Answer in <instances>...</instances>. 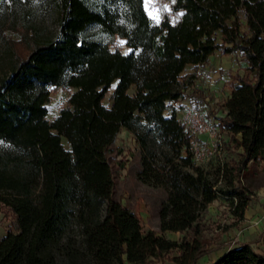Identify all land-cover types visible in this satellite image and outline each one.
Segmentation results:
<instances>
[{
  "label": "trees",
  "instance_id": "obj_1",
  "mask_svg": "<svg viewBox=\"0 0 264 264\" xmlns=\"http://www.w3.org/2000/svg\"><path fill=\"white\" fill-rule=\"evenodd\" d=\"M54 1L55 40L33 34L14 3L7 8L8 29L19 40L12 38L10 75L0 84V143L10 147L0 149V203L16 216L18 231L0 240V264H51L50 248L75 224L95 264H198L218 248L206 235L208 207L236 197L234 215L243 217L249 193L241 178L249 163L264 162V0H158V24L144 0ZM93 27L125 40L130 53L88 38ZM217 54L239 56L247 67L234 77L221 120L234 142L227 144L230 159L211 174L193 162L190 137L170 104L195 78L183 75L187 68L204 69ZM115 83L109 108L104 101ZM53 87L71 94L50 122ZM123 129L144 153L150 136L168 148L164 166L145 161L142 175L166 188L160 231L181 233V240L144 233L133 210L116 199L108 154ZM240 149L233 159L230 151ZM222 180L231 192L219 188ZM262 243L261 252L239 243L213 264H264V236Z\"/></svg>",
  "mask_w": 264,
  "mask_h": 264
},
{
  "label": "rangeland",
  "instance_id": "obj_2",
  "mask_svg": "<svg viewBox=\"0 0 264 264\" xmlns=\"http://www.w3.org/2000/svg\"><path fill=\"white\" fill-rule=\"evenodd\" d=\"M12 3L16 5L19 14L23 16V23L41 40H55L59 35V20L54 0H0V84L10 75L14 59L10 47V44L14 43L12 38L15 42L19 40L18 35L11 33L8 29L7 8ZM144 5L153 23L158 24L164 10L159 6L158 0H144ZM165 9L170 11L168 5L165 6ZM86 36L90 39L105 41L112 50L119 49L123 54L130 53L125 40L119 37L101 35L96 27L91 28ZM246 67L247 64L239 56H222L220 54L212 56L209 64L204 69L188 67L184 74L195 76L190 83L188 97L200 107L208 109L207 114L209 117H215L223 109L227 96L233 90L234 77L238 74L244 76ZM116 86L117 83L113 85L104 101V104L109 108L112 106L111 95ZM128 93L134 96L135 88H131ZM70 94L71 91L61 87L51 88V101L48 105V120L50 122H54L60 111L67 107ZM181 116V112H177V117ZM136 130L141 131L139 125H136ZM227 137V144L233 147L232 136L227 133ZM62 142L65 148L69 149L64 138ZM148 143L149 151L144 153L134 133L123 129L118 135L108 154L114 172L115 197L124 206L133 210L141 222L144 233L155 231L167 239L179 241L183 238V234L160 231V212L163 204L167 201L166 188L158 182L147 183L149 182L148 176H150V173L146 176L142 175L145 170V161L152 162L157 167L164 166L167 158L166 154L169 153V150L151 136L148 137ZM0 149L10 150V147L0 143ZM227 151L226 147V156L229 153ZM241 151V149L238 151L231 150L232 158L239 160V152ZM196 166L211 174H216L218 168V165L212 162L200 163ZM215 177L213 175L212 179H215ZM241 182L249 193L248 206L244 216H235L236 203L224 197H220L208 207L205 219L208 226L206 235L216 241L218 248L212 254L200 260L198 264L215 263L228 250L234 249L239 243H251L258 252L263 250L264 162L259 160L255 164L249 163L247 172L242 176ZM235 184L238 183L235 182ZM219 188L227 192L232 191V187L225 180H222ZM239 200L237 199V203ZM100 215H105L104 204L101 205ZM0 227L7 231H18L16 216L1 203ZM49 253L51 264H95L84 249L82 230L77 224L73 226L61 244L50 248ZM156 264L172 263L163 260Z\"/></svg>",
  "mask_w": 264,
  "mask_h": 264
},
{
  "label": "built area",
  "instance_id": "obj_3",
  "mask_svg": "<svg viewBox=\"0 0 264 264\" xmlns=\"http://www.w3.org/2000/svg\"><path fill=\"white\" fill-rule=\"evenodd\" d=\"M189 91L186 92L184 97L171 103L170 106L176 112L180 111L182 114L178 119L190 137L189 152L192 160L196 165L200 163H216L223 171L225 164L228 162L226 156L228 137L227 131L221 125V120L227 117L228 110L223 106V109L215 117H209L207 114L208 109L200 107L190 100L188 97ZM231 93L227 96L225 102ZM225 102L223 105H225ZM166 114L170 115L171 111H167ZM184 154H186L185 150ZM224 198L233 200L236 203V207V197Z\"/></svg>",
  "mask_w": 264,
  "mask_h": 264
},
{
  "label": "crops",
  "instance_id": "obj_4",
  "mask_svg": "<svg viewBox=\"0 0 264 264\" xmlns=\"http://www.w3.org/2000/svg\"><path fill=\"white\" fill-rule=\"evenodd\" d=\"M8 231L4 230L3 227H0V240L7 235Z\"/></svg>",
  "mask_w": 264,
  "mask_h": 264
}]
</instances>
